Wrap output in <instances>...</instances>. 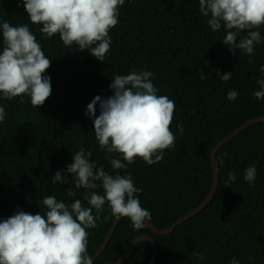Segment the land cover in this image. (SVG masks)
I'll use <instances>...</instances> for the list:
<instances>
[{
  "label": "trees",
  "instance_id": "obj_1",
  "mask_svg": "<svg viewBox=\"0 0 264 264\" xmlns=\"http://www.w3.org/2000/svg\"><path fill=\"white\" fill-rule=\"evenodd\" d=\"M119 23L110 30V51L100 61L87 49L64 46L59 34L43 36L32 24L23 0H0V22L28 25L47 58L52 60L44 73L51 77L52 92L39 108L28 96L11 100L0 93V106L7 113L0 123V221L18 210L43 214L42 199L55 195L66 204L83 200L88 190L73 186L66 168L74 152H91L90 161L103 166L111 175L131 173L134 184L143 191L137 196L151 212V222L159 229L170 227L195 209L210 193L214 182L211 153L214 146L248 120L264 115V100L253 92L264 78V25L259 29L262 42L249 57L236 54L224 44L223 27L213 32L208 17L199 12L198 0H125L119 9ZM0 32V51L3 49ZM148 70L158 95L174 101L170 126L175 147L165 149L163 159L148 165L137 157L127 169H113L110 160L117 154L101 150L95 139L93 120L85 115L87 105L99 95H113L109 85L115 75ZM204 70L205 79L200 78ZM232 72L227 82L216 73ZM236 90L238 99L227 93ZM99 115V105H97ZM178 125H182L183 133ZM122 159V157H121ZM220 166L218 191L197 215L166 235L147 225L134 230L123 217L110 242L95 264H109L128 251L142 234L152 235L158 244L156 264H264V121L255 123L226 142L217 152ZM255 164L257 174L250 184L245 169ZM60 170L69 183L53 184ZM236 180L225 185L228 173ZM100 182H97L99 184ZM76 192L67 195L68 188ZM96 191L103 194L102 188ZM97 227L86 229L87 254L100 248L116 217L110 216L106 202ZM93 215H97L93 209ZM194 251L205 257L198 260ZM153 245L141 241L122 264H150ZM248 256L254 257L249 261Z\"/></svg>",
  "mask_w": 264,
  "mask_h": 264
},
{
  "label": "clouds",
  "instance_id": "obj_2",
  "mask_svg": "<svg viewBox=\"0 0 264 264\" xmlns=\"http://www.w3.org/2000/svg\"><path fill=\"white\" fill-rule=\"evenodd\" d=\"M25 11L32 24L43 26L40 33L46 38L59 34L64 46L76 45L87 49L100 61H105L112 38L109 32L118 23L119 9L125 0H23ZM199 12L208 17L213 32L223 27L224 44L233 55L237 50L249 57L255 46L262 42L259 29L264 25V0H198ZM3 49L0 51V93L9 100L20 96L30 97L33 107L42 106L52 92L51 77L44 73L52 60L46 57L36 36L28 25L12 26L0 22ZM264 73V66L260 67ZM216 75L227 82L233 73ZM154 73L148 70L131 71L115 75L109 85L112 96H95L87 105L85 115L94 123L95 139L101 150L117 154L110 160L113 169H127L137 157L152 165L163 159L165 149L175 147V134L171 131L174 118V101L158 95L152 82ZM200 78L205 79L204 70ZM259 90L253 95L264 100V78L257 80ZM239 93L230 90L227 99H238ZM99 105V115H97ZM7 113L0 106V123ZM183 133L182 125H178ZM91 152L83 148L74 152L73 162L66 168L72 174L73 186L88 190L83 200L75 199L70 205L55 195L42 199L43 214H32L22 209L0 221V264H93L87 254L86 229L97 227L99 213L109 205L110 216L127 217L134 230L147 226L151 212L141 206L138 193L143 191L134 184L131 173L111 175L103 166L97 168L90 161ZM122 157V159H121ZM257 174L255 164L245 169L244 180L252 183ZM52 183H69L60 170L51 178ZM236 180L234 172L228 173L225 185ZM97 182H100L97 184ZM100 187L103 194L96 189ZM67 195L76 196L68 188ZM93 209L97 215H93ZM193 255L198 260L205 257L199 251ZM249 261L254 257L248 256ZM231 264H240L233 257Z\"/></svg>",
  "mask_w": 264,
  "mask_h": 264
},
{
  "label": "water",
  "instance_id": "obj_3",
  "mask_svg": "<svg viewBox=\"0 0 264 264\" xmlns=\"http://www.w3.org/2000/svg\"><path fill=\"white\" fill-rule=\"evenodd\" d=\"M264 121V115L261 116H256L250 120H248L247 122H245L244 124H242L241 126H239L238 128H236L234 131H232L227 137L221 139L213 148L212 153H211V158H212V164H213V168H214V182H213V186L212 189L210 191V193L208 194V196L203 200V202H201L195 209H193L192 211H190L189 213L185 214L184 216H182L181 218H179L176 222H174L170 227L165 228V229H159L158 227H156L150 220L146 219V223L149 226V228L155 232L156 234L159 235H166V234H170L172 233L175 228L182 224L183 222H185L186 220L192 218L193 216L197 215L199 212H201L204 208H206L209 203L213 200V198L215 197L217 191H218V187H219V182H220V166H219V161L217 159V152L219 151V149L229 140H231L232 138H234L235 136H237L238 134H240L243 130H245L246 128H248L249 126L258 123V122H262ZM123 217L117 219L115 218L107 236L105 237V239L103 240L100 248L96 251V253L92 256L93 257V264H95L96 259L98 258V256L103 252V250L107 247L108 243L110 242L117 226L119 225L120 221L122 220ZM150 241L153 245V254L151 257V261L150 264H156V260H157V256H158V244L156 239L152 236V235H148V234H142L139 235L138 237H136L132 243L130 244V247L128 249V251L126 252V254L124 256H122L120 259L111 262L109 264H122L123 262H125L133 253V251L135 250L136 246L138 245L139 242L141 241Z\"/></svg>",
  "mask_w": 264,
  "mask_h": 264
}]
</instances>
